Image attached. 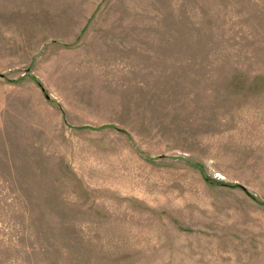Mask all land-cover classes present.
Returning a JSON list of instances; mask_svg holds the SVG:
<instances>
[{"label":"rangeland","instance_id":"374dc122","mask_svg":"<svg viewBox=\"0 0 264 264\" xmlns=\"http://www.w3.org/2000/svg\"><path fill=\"white\" fill-rule=\"evenodd\" d=\"M0 264H264V0H0Z\"/></svg>","mask_w":264,"mask_h":264}]
</instances>
